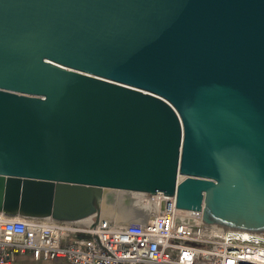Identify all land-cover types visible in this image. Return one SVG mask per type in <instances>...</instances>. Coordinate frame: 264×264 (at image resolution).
Returning <instances> with one entry per match:
<instances>
[{
	"label": "water",
	"instance_id": "water-1",
	"mask_svg": "<svg viewBox=\"0 0 264 264\" xmlns=\"http://www.w3.org/2000/svg\"><path fill=\"white\" fill-rule=\"evenodd\" d=\"M110 190L264 233V0H0V213Z\"/></svg>",
	"mask_w": 264,
	"mask_h": 264
},
{
	"label": "built area",
	"instance_id": "built-area-1",
	"mask_svg": "<svg viewBox=\"0 0 264 264\" xmlns=\"http://www.w3.org/2000/svg\"><path fill=\"white\" fill-rule=\"evenodd\" d=\"M115 200L129 212L125 221L102 211L75 221L0 213V264L25 253L66 264H264V233L203 221L202 209H177L175 195L108 191L104 202Z\"/></svg>",
	"mask_w": 264,
	"mask_h": 264
},
{
	"label": "rangeland",
	"instance_id": "rangeland-1",
	"mask_svg": "<svg viewBox=\"0 0 264 264\" xmlns=\"http://www.w3.org/2000/svg\"><path fill=\"white\" fill-rule=\"evenodd\" d=\"M103 206V210L105 211L104 215L116 218L120 221H125L126 219H128L127 215H129V212L127 210H124L125 208H122L120 201L115 200L111 201L110 203L104 202Z\"/></svg>",
	"mask_w": 264,
	"mask_h": 264
},
{
	"label": "crops",
	"instance_id": "crops-1",
	"mask_svg": "<svg viewBox=\"0 0 264 264\" xmlns=\"http://www.w3.org/2000/svg\"><path fill=\"white\" fill-rule=\"evenodd\" d=\"M10 264H66V263L63 259L60 258L54 260H47V261L42 259L36 260L33 258V256L30 253H25L22 255H16L14 260Z\"/></svg>",
	"mask_w": 264,
	"mask_h": 264
},
{
	"label": "bare ground",
	"instance_id": "bare-ground-1",
	"mask_svg": "<svg viewBox=\"0 0 264 264\" xmlns=\"http://www.w3.org/2000/svg\"><path fill=\"white\" fill-rule=\"evenodd\" d=\"M103 208H104V206H103ZM122 208H124L123 206H122ZM102 213L104 214L105 213V211L102 209Z\"/></svg>",
	"mask_w": 264,
	"mask_h": 264
}]
</instances>
